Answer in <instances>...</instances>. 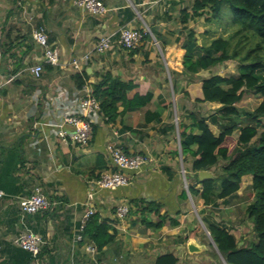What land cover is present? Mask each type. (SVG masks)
Here are the masks:
<instances>
[{
    "label": "crops",
    "instance_id": "crops-1",
    "mask_svg": "<svg viewBox=\"0 0 264 264\" xmlns=\"http://www.w3.org/2000/svg\"><path fill=\"white\" fill-rule=\"evenodd\" d=\"M103 2L106 12L93 15L83 12L74 0H0V264H155L157 256L166 252L176 255L178 264H196L198 255L190 253L186 244L185 250L177 243L183 219L190 214V194L182 196L185 188L173 164L177 162L175 152L180 154L174 118L179 110L183 113L187 109L185 97L191 96V86L197 87L192 98L202 97L204 78L198 75L203 70L180 73L185 34L200 20L207 21L203 16L181 22L184 10L194 0ZM35 27L44 29L49 46L58 52V64L44 61L43 48L32 37ZM123 27L146 29L155 43L149 34L131 51L115 45L101 54L93 52L81 69L72 68L71 60L91 52L99 36L113 33L116 39ZM37 63L43 66L38 77L29 69ZM106 72L135 84L127 92L129 97L150 91L152 98L144 107L126 111L112 122H105L98 112L92 117L94 137L85 146L77 145L71 141L72 128L65 117ZM77 73L85 78L82 87L75 83ZM168 80L175 81L172 91ZM187 118L180 119L189 123ZM109 142L125 153L142 154L146 161L127 171L128 185L100 189L89 201L90 181L115 169L106 151ZM243 179L251 184V175ZM37 184L56 205L35 213L22 211L18 201L29 196ZM238 196L219 200L218 214L240 204ZM199 201L207 216L208 208ZM147 202L151 207L161 205L160 214L176 219L178 225H171L169 219L160 229L147 225L136 213ZM124 203L129 212L118 218L116 207ZM90 206L115 233L114 241L96 252L85 248L92 242L75 239ZM145 216L157 220L155 213L146 212ZM218 220L232 228L241 240L239 245L255 239L246 238L244 232L239 237L233 218ZM26 232L41 237L36 256L16 243Z\"/></svg>",
    "mask_w": 264,
    "mask_h": 264
},
{
    "label": "trees",
    "instance_id": "trees-1",
    "mask_svg": "<svg viewBox=\"0 0 264 264\" xmlns=\"http://www.w3.org/2000/svg\"><path fill=\"white\" fill-rule=\"evenodd\" d=\"M224 6L232 13L228 24L231 32L198 43L197 30L190 28L182 44L185 53L181 75L195 74L227 60L238 63L236 74H214L202 79V97L195 100L219 103L215 112L208 116L189 112V123L178 119L179 151L183 162L190 159L187 189L182 196L185 198L188 192L192 197L200 198L204 208H213L219 200L233 197L241 188L243 176L251 175L252 199L245 210L252 223L253 241L239 245L241 240L227 225L210 220V216L203 214V209L199 213L223 259L214 264H264V0H194V4L184 10L181 22L203 16L207 22L217 21L222 17ZM152 33L158 39V34ZM148 36L149 32H146L144 38ZM82 75H75L78 87L85 84ZM173 84L175 88L174 80ZM134 87L132 81L113 78L107 72L92 84V93L99 101L105 122L115 121L124 112L140 109L150 102V91L129 97L127 92ZM246 93L261 95L262 99L251 111L241 112L236 102ZM211 125L218 128L217 133ZM92 127L94 137L96 125ZM200 170H213L214 178L199 181L197 173ZM146 204L136 213L147 225L160 229L167 219L171 225H178L176 219L160 214L161 205L151 207V202ZM146 212L148 215L155 213L157 220H150L145 216ZM110 229V224L94 212L84 222L81 233L97 250H102L115 239V233ZM28 256L31 257L30 253ZM155 264H178V257L166 252L157 256Z\"/></svg>",
    "mask_w": 264,
    "mask_h": 264
},
{
    "label": "built area",
    "instance_id": "built-area-1",
    "mask_svg": "<svg viewBox=\"0 0 264 264\" xmlns=\"http://www.w3.org/2000/svg\"><path fill=\"white\" fill-rule=\"evenodd\" d=\"M75 5L83 12L89 14H102L106 12L107 7L103 0H74ZM147 31L140 30L135 27H123L119 31L118 37L115 39V34L108 33L98 37L95 46L91 52L82 55L79 58L71 60V66L73 69L79 70L83 64H86L91 60L93 52L101 54L112 50L116 45L126 51H131L139 46L144 38V34ZM32 37L34 41L43 48V59L46 63L58 64L59 56L58 52L51 48L48 43V38L42 27H35L32 30ZM30 71L35 76H40L43 71V66L37 63L31 66ZM100 112L99 101L95 98L91 89L86 90L85 95L80 98L76 109L69 113L65 117V122L71 126L70 138L71 141L77 145H87L93 136L92 117ZM106 151L110 159L111 165L114 170H108L100 174L97 178L93 179L89 183L88 197L89 201L94 199L95 194L100 189L115 190L119 187L128 185L130 182V176L127 174L129 170H136L145 163L146 158L140 153H125L121 147L114 143L106 144ZM3 192L0 190V197ZM19 207L22 211L27 213H35L37 211H44L52 209L56 202L47 197L42 187L37 184L33 187L29 196L23 197L18 201ZM95 212L94 208L90 206L84 216L83 224L86 219ZM129 212V206L127 204H121L116 207V216L118 218H125ZM81 226L78 234H76V241H81L82 236ZM16 243L24 250L29 251L32 255L36 256L41 248V237L38 234L32 232H26L21 234ZM88 252H96L97 248L93 243L86 245Z\"/></svg>",
    "mask_w": 264,
    "mask_h": 264
},
{
    "label": "rangeland",
    "instance_id": "rangeland-1",
    "mask_svg": "<svg viewBox=\"0 0 264 264\" xmlns=\"http://www.w3.org/2000/svg\"><path fill=\"white\" fill-rule=\"evenodd\" d=\"M221 16L222 17L218 18L217 21L207 22V24L204 23L202 19L193 26V28H196L197 30L195 36L198 39V43L203 42L206 38L208 41L213 36L226 35L228 34V32H231L232 28L231 26H228L232 18V13L229 7H223ZM202 34H204L203 37ZM150 37L154 42V37L151 34ZM237 69L238 63L235 60H227L223 64H216L209 69L203 70L198 76H200L201 78H207L214 74H236ZM168 83L169 86H171L172 91V85L174 84L171 83V80H168ZM190 91L191 96L187 95L185 97V105L187 109H185L183 113H181L180 110L179 112H177V115L174 118L176 123L178 122L179 118H182L184 116L187 117L189 111H194L201 116H208L209 114L215 112L216 108L219 106V103L216 102H207V104H202L201 102H197L194 98H192L197 94V87L195 85L190 87ZM261 99V95L246 93L238 102H236V106L241 112L251 111ZM186 121L190 122V119L187 118ZM211 128L215 133L218 132V128L215 125H211ZM177 131L179 132V130ZM236 135L237 132H235L234 136L236 137ZM176 139L179 141L178 135ZM175 156L177 157V162H174L173 164H175L176 169L179 171L178 174L180 176L181 186L186 190L188 184L186 176L190 173V159L186 162H183V157L181 154H177ZM236 194L238 196V193ZM199 199L200 198H198L197 196L192 197L191 195L188 198V211H190V214L183 219V230H181L180 235L177 236V243L181 245V248L185 249V244L187 243L189 238H191V240H194L198 245L204 246L203 251L192 253L198 255V257L195 259L196 264H214L216 261L223 259L221 254L218 252L213 240L211 239L205 223L201 219L202 215L199 213V210L203 208H201L202 206ZM251 199L252 195L250 183L248 179H243L241 188L239 190V196L237 197V201L240 204H235L231 211H229L228 213L226 212L227 214L224 213V211H220L222 215L218 214L220 210L218 207L208 208L207 215L210 216V220L214 219L216 221H219L218 219L220 217L228 219L233 218L237 226L234 228L239 230L237 231V235L240 234L239 237L244 232V236L246 235V238H254L251 220L248 218L247 212L245 210V207L248 205ZM228 227L232 229L230 226ZM249 242L250 241H247V243Z\"/></svg>",
    "mask_w": 264,
    "mask_h": 264
},
{
    "label": "water",
    "instance_id": "water-1",
    "mask_svg": "<svg viewBox=\"0 0 264 264\" xmlns=\"http://www.w3.org/2000/svg\"><path fill=\"white\" fill-rule=\"evenodd\" d=\"M197 175L198 180L201 182L214 178V173L211 170H200L198 171ZM186 245L190 253L201 252L204 250L203 245H198L194 240L191 239L187 241Z\"/></svg>",
    "mask_w": 264,
    "mask_h": 264
}]
</instances>
